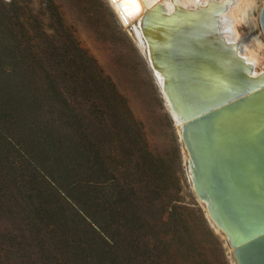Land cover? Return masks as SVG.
<instances>
[{
	"label": "trees",
	"instance_id": "16d2710c",
	"mask_svg": "<svg viewBox=\"0 0 264 264\" xmlns=\"http://www.w3.org/2000/svg\"><path fill=\"white\" fill-rule=\"evenodd\" d=\"M6 8L0 0V219L19 232L0 234V264H216L193 246L190 217L217 247L219 237L180 203L97 61L69 34L26 55Z\"/></svg>",
	"mask_w": 264,
	"mask_h": 264
},
{
	"label": "water",
	"instance_id": "95a60500",
	"mask_svg": "<svg viewBox=\"0 0 264 264\" xmlns=\"http://www.w3.org/2000/svg\"><path fill=\"white\" fill-rule=\"evenodd\" d=\"M119 4L127 10L125 0ZM217 4H176L168 14L150 0L137 24L164 99L182 121L193 190L208 220L226 237L236 264H264V81L252 78L239 56L227 61L228 48L217 55L209 46L211 39L227 43L219 28L225 5ZM259 22L264 34V0Z\"/></svg>",
	"mask_w": 264,
	"mask_h": 264
},
{
	"label": "rangeland",
	"instance_id": "374dc122",
	"mask_svg": "<svg viewBox=\"0 0 264 264\" xmlns=\"http://www.w3.org/2000/svg\"><path fill=\"white\" fill-rule=\"evenodd\" d=\"M1 1L7 4V18L17 25L22 46H32L26 55L30 56V51L37 54L46 44L52 43L59 47L64 40L73 39L97 61L103 74L113 81L117 91L127 100L134 118L142 124L149 150L161 157L168 171L173 174L175 185L170 186L173 189L177 186L180 203L199 214L203 213L207 218L205 205L193 190L189 155L181 140L180 128L161 92V85L148 63L144 49L136 41L132 28H125L120 23L108 0H51L54 6L51 8L52 13L47 8V0ZM256 2L254 17L258 39L252 35L251 48L258 57L256 70L261 73L264 72V34L259 14L263 0ZM11 4L16 5L10 8L8 5ZM239 29L251 32L247 24ZM41 44L44 45L40 48ZM40 56L45 57L44 54ZM190 221L195 230L192 242L197 252H201L209 262L236 264L233 250L223 233L214 229L208 220L219 237L221 245L217 247L200 221L194 216L190 217ZM12 226L6 217L1 218L0 234L10 229L19 232L16 226ZM10 264H14V261Z\"/></svg>",
	"mask_w": 264,
	"mask_h": 264
},
{
	"label": "bare ground",
	"instance_id": "6f19581e",
	"mask_svg": "<svg viewBox=\"0 0 264 264\" xmlns=\"http://www.w3.org/2000/svg\"><path fill=\"white\" fill-rule=\"evenodd\" d=\"M119 1L120 0H108L120 23L125 28H132L135 39L144 49L148 63L151 67L148 56V44L145 40L143 32L139 29L137 24L138 21L140 22L143 13L151 7L148 6L150 4V0H125L128 5L126 11L121 8ZM159 2L164 6V8H166L168 14L174 12L176 4L189 10H196L200 6L208 9L212 6V0H159ZM216 2L218 3L217 6H219V4L225 5V9L221 15V21L219 22V28L224 32V37L227 43L221 44L214 39H211L210 43L208 42L209 46L214 48L217 55H219V52L222 51L221 47L228 48L227 50L231 53V55H229L230 57H224L227 61L235 63L237 56H239L245 63L252 67V78L259 79V81L263 82L264 72H257L256 68L258 65V57L251 48L252 39H258L255 35L256 19L254 17V12L257 8L256 0H216ZM244 24H247L250 27V33L239 29ZM231 56L236 58L232 59ZM153 73L156 79H158L162 90L163 79L161 74H159L157 70H153ZM167 105L181 132L182 121L179 120L178 116L173 112L168 102Z\"/></svg>",
	"mask_w": 264,
	"mask_h": 264
}]
</instances>
